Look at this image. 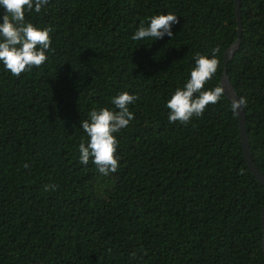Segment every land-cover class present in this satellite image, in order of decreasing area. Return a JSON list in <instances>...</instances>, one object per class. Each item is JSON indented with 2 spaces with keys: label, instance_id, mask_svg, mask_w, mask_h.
Segmentation results:
<instances>
[{
  "label": "trees",
  "instance_id": "16d2710c",
  "mask_svg": "<svg viewBox=\"0 0 264 264\" xmlns=\"http://www.w3.org/2000/svg\"><path fill=\"white\" fill-rule=\"evenodd\" d=\"M169 12L172 37L132 39ZM241 15L227 72L264 173V0H241ZM25 23L53 31L41 66L16 77L0 61V264H264V185L232 100L187 124L167 107L197 53L219 48L204 90H225L236 0H49ZM124 91L135 118L114 133L119 167L104 176L80 163L82 121Z\"/></svg>",
  "mask_w": 264,
  "mask_h": 264
},
{
  "label": "clouds",
  "instance_id": "9594fccd",
  "mask_svg": "<svg viewBox=\"0 0 264 264\" xmlns=\"http://www.w3.org/2000/svg\"><path fill=\"white\" fill-rule=\"evenodd\" d=\"M48 3L49 0H0V6L5 10L0 22V61L16 77L30 71L33 66H41L48 58L46 51L51 44L52 26L41 28L33 23H25L26 11L34 8L36 12H40ZM179 23V16L175 13L156 15L151 18L148 26L141 22L132 39L139 41L145 38L162 39L165 35L172 37L173 25ZM218 51L219 48L213 49L211 58L197 53L190 79L183 87L177 88L167 101L170 109L169 122L187 124L192 117L202 116L209 104H216L223 98L225 90L221 85L204 90L206 82L211 80L218 69L219 59L215 55ZM136 99L135 94L124 91L112 98L114 108L93 109L89 113V119L82 121V129L89 140L87 145L84 142L79 145L81 164L87 165L91 158L102 175L107 176L117 171L120 159L117 155L119 141L114 133L120 132L135 118L129 105ZM246 106L247 101L243 97L234 99L231 104L234 114H238L241 107ZM24 167L27 168L28 165L25 164ZM50 187L52 186L46 185L45 190Z\"/></svg>",
  "mask_w": 264,
  "mask_h": 264
},
{
  "label": "water",
  "instance_id": "95a60500",
  "mask_svg": "<svg viewBox=\"0 0 264 264\" xmlns=\"http://www.w3.org/2000/svg\"><path fill=\"white\" fill-rule=\"evenodd\" d=\"M237 3V18H238V38L235 42V44L227 51L224 58V65H225V73H224V81H225V91L229 99L232 101L234 99H239L240 96L233 90L230 82V78L228 76L227 72V65L229 61L232 59L236 49L240 47L241 44V34L243 30V23H242V15H241V0H236ZM239 116V124H240V133H241V140H242V146L244 150L245 159L248 163V166L250 170L253 172L255 177L258 179V181L264 185V173L261 171V169L254 163L251 149H250V139L249 134L247 132V125H246V113L245 109L241 107L238 113ZM262 222H263V228H264V208L262 211ZM263 247H264V241H263Z\"/></svg>",
  "mask_w": 264,
  "mask_h": 264
}]
</instances>
